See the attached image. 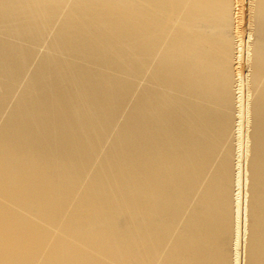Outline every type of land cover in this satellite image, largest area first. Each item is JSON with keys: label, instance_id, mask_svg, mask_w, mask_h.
Wrapping results in <instances>:
<instances>
[{"label": "bare ground", "instance_id": "obj_1", "mask_svg": "<svg viewBox=\"0 0 264 264\" xmlns=\"http://www.w3.org/2000/svg\"><path fill=\"white\" fill-rule=\"evenodd\" d=\"M0 264H264V0H0Z\"/></svg>", "mask_w": 264, "mask_h": 264}, {"label": "rangeland", "instance_id": "obj_2", "mask_svg": "<svg viewBox=\"0 0 264 264\" xmlns=\"http://www.w3.org/2000/svg\"><path fill=\"white\" fill-rule=\"evenodd\" d=\"M244 233V232H243ZM244 235V234H243ZM242 240H244V236L242 237ZM244 244V243H243Z\"/></svg>", "mask_w": 264, "mask_h": 264}]
</instances>
